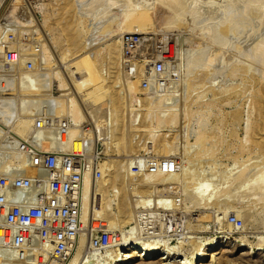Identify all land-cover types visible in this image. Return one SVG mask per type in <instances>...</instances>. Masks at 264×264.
<instances>
[{"label": "rangeland", "instance_id": "1", "mask_svg": "<svg viewBox=\"0 0 264 264\" xmlns=\"http://www.w3.org/2000/svg\"><path fill=\"white\" fill-rule=\"evenodd\" d=\"M81 1L0 0V46H6V48L15 50L20 54L22 61L24 60L23 67L28 61L34 62L35 66L34 71L30 74L21 70L23 75L20 73L21 77L18 78L0 74V137L11 131L16 138L21 140L26 138L30 129L28 126L32 123V116L36 115V111L39 114L42 109L46 108V111L50 110L47 111L48 113L51 112L50 115L61 116H58V113L49 107L50 105L48 101L45 102L46 100L41 102H44L43 108H40V103L38 110L32 109L34 112L29 114L31 110L28 106L39 95L46 94V97L52 98L68 92V95L74 97L79 86L83 89L95 90L96 95H99L96 89L100 86H109L110 90L104 92L107 98H105V109L109 110L110 113L116 110L119 121L114 123L112 127H108V129H113V132H111L112 140L107 146L106 140L103 139L104 130L100 119L91 114L90 108L85 107L84 111L88 115L85 122L89 121L95 124V142H91L87 149L88 151L93 150L94 144L97 143L95 151L99 154L101 164L111 162L114 159L117 162L115 166L112 165V172L117 177L112 180L110 186L108 185L109 199L111 198L112 202L109 206L113 208V210L109 208V211L114 213L118 207V197L114 196L115 193H113V186H116L120 189L119 197L132 211L131 226H134L135 231L138 228L139 238L137 241L140 245L138 250L141 251L151 245L158 248L154 261H137L131 264H187L198 246L201 245L202 250L205 247L207 249L211 246L208 244L212 242L214 249L223 248L224 250H216L219 254L214 258L205 260L202 264H264V250H257L261 245L264 246V191H262L263 193L260 192L259 188L264 183L260 182L264 176L257 173L258 168L256 167L264 164V159H262L264 157V82L260 83L255 79H249L245 72V66L252 62L246 58L255 56L253 48L261 38L264 25L260 24L258 28L253 25V18L249 17L246 19L247 21H243L240 6L238 5V9L236 6H234L235 8L230 6L232 0H188V6L194 1L197 7L192 8L189 14L187 12L184 15L181 14L179 16L181 22L179 21L174 27L167 25V20L163 15L164 9L155 6L148 12L144 25L138 24L130 29H123L125 19L121 16L122 10H117V6L120 7L126 0H119L118 3L115 0L113 3L110 1L112 4L109 2V5L105 4L109 0L107 2L100 0V4L95 3V5L93 3V6L88 5L91 4L92 0ZM95 2L97 1L95 0ZM114 3L116 4L113 5ZM125 5H122L121 9ZM111 13L113 14L111 15ZM117 15H120V18ZM79 17L85 19V26L79 24ZM223 24H228V27L220 33L218 45L222 46L220 52L223 51V48L225 51L220 55L218 54L217 61H214V65L212 64L214 67L211 66L209 72L200 74L192 82L189 77L186 78V60H189L195 52L202 49V46L208 50L215 47L211 36L205 34V28L218 29ZM110 44L117 45L121 52L114 64L110 63L111 56L108 53ZM97 51L99 52V59L95 57ZM190 51H193V54ZM40 55L42 56L40 57ZM45 55L49 57V64L42 61L45 59ZM224 56H229V58L236 56L238 58L232 64H226L223 61ZM238 59L240 60L238 61ZM159 62L166 65L167 72H157L162 74L160 76L158 74L159 77L154 75L152 78L154 81L150 86L151 68ZM3 65L4 63L0 61V69ZM148 67L150 68L148 69ZM41 69L44 71L42 72ZM135 69H139V76L135 75ZM257 70L254 72L257 73ZM104 71H107V75ZM233 71L236 72L233 73ZM25 74L27 75L24 76ZM35 75L38 79L34 78ZM38 75L41 76L38 77ZM148 75L149 77H147ZM23 76L24 78H22ZM51 77H54L53 83L50 82L49 85L45 86L44 83ZM19 78L23 80L20 79L21 82H19ZM60 78L68 85V89L64 91L56 89L55 86H57ZM33 79H35L34 86L37 81L36 87L39 90L28 88ZM40 81L42 82L40 83ZM25 82L30 84H25ZM1 84L3 85L1 86ZM50 85L52 86L50 87ZM233 85L237 89L232 88L233 90L229 91L225 89H229ZM23 88H28L27 91L34 92L24 94L27 91L22 93ZM260 88H263V95L258 94ZM18 89H21L19 94L21 96L22 93L21 97L18 95ZM37 91H41V94ZM35 92L38 93V96ZM32 94L36 97H33ZM157 94H160L159 98ZM26 95L29 97L27 98ZM154 95H156L155 98ZM17 96L20 97L18 103L15 100ZM23 97L28 101L27 103L25 100H21ZM175 97L179 98L175 100ZM148 98L154 99L152 112L158 110L155 111L154 116L161 109V104L157 103L160 100L169 98L176 104L178 103L177 105L174 103V105L176 108L179 107L177 108L181 114L179 122L157 130V133L166 135L168 138L178 135V142L172 143L174 142L172 139H168L167 142H149L150 122L146 120ZM19 103L23 107L22 110ZM22 103L25 104L26 108ZM254 103L257 105L254 106ZM46 104H48L47 107ZM126 104L127 106L130 105L128 107L130 109L127 108ZM187 106L189 107V118L185 119V114L182 111ZM257 107L259 110H256ZM40 109L41 111H39ZM22 112H25L27 118ZM20 113L23 115L20 116ZM62 117L66 116L62 115ZM1 118L4 124H2ZM11 118L12 120L8 122V119ZM5 125L10 129L5 128ZM247 126L251 128V141L246 149L240 150L239 146L245 137ZM3 129L5 132L7 130L4 134ZM202 129L208 137L201 143L203 145L200 146V151L195 155L193 153H196L195 151L200 145L195 143L196 138ZM169 142L176 146L175 150ZM214 144L216 145L215 150H211L213 152L211 153L209 148L211 145L213 147ZM136 156H138L141 166L143 162L144 167L148 168V172L147 170L133 171L131 165L135 162ZM166 161L174 162L176 168L174 172L178 176L174 179H168L170 181L164 183L147 184L146 174L150 170L157 169L158 165ZM235 163H237V167L241 165L250 166L242 184L232 180L236 171L229 175L231 169H234ZM140 164L138 165L140 166ZM190 165H194L191 170L193 174L196 170V175L200 180L196 177L198 179L196 182L188 181L185 185L187 179H184V166ZM93 174L91 172L92 176H94ZM98 183L100 186L103 185V179ZM200 183L202 185L204 183V191H202L203 186H198ZM208 198L210 200H207ZM146 199L147 201H145ZM98 202L99 194L94 193V205ZM152 210L153 215L151 214ZM136 216L137 226L135 225ZM158 217L160 219L158 224H162L163 228H165V224H168V219H172L173 229L170 233H162L159 237L151 238L150 232H154L151 228H153L154 221L157 222ZM128 230L130 227H122L117 231L121 234V232L125 233ZM158 232L160 231L158 230ZM81 237L86 239L84 248L86 249L89 245L88 238L81 234L77 246L74 248L75 253L81 246ZM162 240L165 243H162ZM131 243H135L134 240ZM131 243L127 249L123 248L122 253L124 255L133 254L131 252L133 244L131 245ZM85 249L84 251L87 250ZM166 250L169 252L171 250L169 260L159 261L162 256H168ZM74 251L71 257L75 254ZM97 259H103V257Z\"/></svg>", "mask_w": 264, "mask_h": 264}, {"label": "built area", "instance_id": "2", "mask_svg": "<svg viewBox=\"0 0 264 264\" xmlns=\"http://www.w3.org/2000/svg\"><path fill=\"white\" fill-rule=\"evenodd\" d=\"M0 61L4 62L0 74L11 78H18L21 70L35 69L32 61L22 68L21 55L6 46H0ZM155 69L164 72L166 65L159 62L151 71ZM73 125L70 118L54 117L43 109L34 116L25 139L15 141L11 133L0 138V264H65L81 234L90 237V257L123 241L118 231L101 222L82 220L84 175L90 170L100 178L101 161L98 152L87 150L95 142L94 124L89 121L82 124L76 140L82 149L76 151L72 144L65 148ZM167 162L150 171L160 166L165 170ZM138 164L136 156L134 172H148L143 162ZM159 222L158 217L151 238L172 232V219L165 228ZM135 235L139 237L138 232Z\"/></svg>", "mask_w": 264, "mask_h": 264}, {"label": "bare ground", "instance_id": "3", "mask_svg": "<svg viewBox=\"0 0 264 264\" xmlns=\"http://www.w3.org/2000/svg\"><path fill=\"white\" fill-rule=\"evenodd\" d=\"M77 1V0H76ZM81 1V0H80ZM97 2H95V0L93 1H91V4H88L89 6L90 5H92L93 3L95 4V3H97V5L98 4H100V2L102 1H100V0H96ZM114 2V0H109L108 1V3H105L106 5H109V2ZM123 1H125V0H123ZM231 1V0H230ZM82 2V1H81ZM99 2V3H98ZM104 2H107V0L106 1H104ZM110 2V3H111ZM115 2L116 3H118L119 2V0H115ZM187 2H188V0H126L125 1V3H126V5H125V3L124 4H122V5H125V7L123 8V9H121V6L122 5H120V7H119V5L117 6L118 8H117V10H122V12L121 11H119V12H121V16H123L124 17V28L123 29H130V28H132V27H134V26H136V25H138V24H145L144 23V21L146 20V17H147V15H148V12L153 8V7H155V6H160V7H162L163 9H164V13H163V15H164V18L167 20V25L169 26V27H174L175 25H177V23H179V21H180V15L181 14H185V12H187L188 14L192 11V8H196L197 7V5H195L196 4V2H192V4L190 5V3H189V6H188V4H187ZM229 2V1H228ZM232 3H230V6L232 5L233 6V8H235L234 6H236V8L237 7H239L240 8V11L242 10V14H241V16L243 17V21L244 20H246L248 17L249 18H253V25H255V26H259L260 27V24H263L264 25V0H232L231 1ZM77 3V2H76ZM111 3V4H112ZM116 3H114L113 5H115ZM121 3V2H120ZM123 3V2H122ZM78 4H79V2H78ZM93 4V5H94ZM81 5V4H80ZM92 5V6H93ZM96 5V4H95ZM239 5V6H238ZM77 6V5H76ZM89 6H87V7H89ZM108 7V6H107ZM111 7V6H110ZM116 7V6H115ZM84 8V7H83ZM238 9V8H237ZM82 10V9H81ZM111 10V9H110ZM114 10V9H113ZM112 10V11H113ZM111 11V12H112ZM115 11V10H114ZM237 11H239V10H237ZM237 11H235V12H237ZM239 11V12H240ZM81 13V12H80ZM116 14H119V13H117V12H115ZM210 13H212V12H210ZM238 13V12H237ZM113 13H111V15H112ZM188 14H186V15H188ZM213 14V13H212ZM235 14V13H234ZM239 14V13H238ZM182 15V16H183ZM82 16V15H81ZM118 16V15H117ZM116 16V17H117ZM189 16V15H188ZM187 16V17H188ZM238 16V15H237ZM240 16V17H241ZM185 17V16H184ZM115 18V17H114ZM118 18H120V15L118 16ZM180 18V19H179ZM237 18H239V16L237 17ZM236 17H235V19H237ZM116 19V18H115ZM241 19V18H240ZM257 19H258V21H257ZM241 21V20H240ZM247 21V20H246ZM251 21V20H250ZM78 22H79V24H82V25H84V22H85V19L84 18H81V17H79L78 18ZM104 22V21H103ZM181 22V21H180ZM236 22V21H235ZM238 22V21H237ZM98 23V22H97ZM123 23V22H122ZM239 23V22H238ZM237 23V25H239ZM243 23V22H242ZM250 23V22H249ZM102 24V23H101ZM229 24V23H228ZM227 24V25H228ZM251 24V23H250ZM250 24H249V26H250ZM227 25H225V24H223V25H221V27L220 28H205V30H206V33L205 34H208V35H210L211 36V38H212V42H214V44L213 45H215V47H212L211 49L209 48V50L208 49H206L205 47H203L202 46V49H200V50H198L197 52H195L191 57H190V59L189 60H186L187 61V63H186V71H187V76H186V78L187 77H189V79H191V81L193 82V80L197 77V76H200V74H205V73H207V72H209L210 71V69H211V66H213L214 65V61H217L216 59H217V57H218V54L220 55V53H222L223 51H225L224 50V48H223V51H221L220 52V49L222 48V46H219L218 44H219V40H218V37H219V35H220V33H222L223 32V29L224 28H226V27H228ZM263 25H261V26H263ZM85 26V25H84ZM235 26V25H234ZM237 27V26H236ZM240 27V26H239ZM258 27V28H259ZM248 28V27H247ZM218 30H220V31H218ZM236 30H237V28H236ZM247 30V29H246ZM260 30V29H259ZM90 31V30H89ZM115 31V30H114ZM226 31V30H225ZM242 31H243V29H242ZM253 31V30H252ZM257 31V30H256ZM262 31H263V33H261V35H260V31H259V35H260V37H259V35H258V37L260 38V40H259V42H257V44H255V47L253 48V52H254V55L255 56H253V57H248V58H246L248 61H252V62H250V64L249 65H246L245 67V72H246V76L249 78V79H255V80H257V81H259L260 83H263L264 82V30L262 29ZM109 34V33H108ZM112 34V33H111ZM204 34V35H205ZM107 36H109V35H107ZM111 36V35H110ZM244 36V35H243ZM257 37V38H258ZM256 38V39H257ZM106 39V38H105ZM255 39V40H256ZM245 40V39H244ZM258 41V40H257ZM116 44V43H115ZM114 44V45H115ZM113 44H110L109 46H108V49H109V51H108V53H109V55L111 56V60H110V63L111 64H114V61L116 60V58L117 57H119V55H120V50L117 48V45H115L114 46ZM244 45V44H243ZM208 47H210V46H208ZM250 47V46H249ZM201 48V47H200ZM240 50H241V48H240ZM251 51V50H250ZM23 52V51H22ZM31 52V51H30ZM236 52V51H235ZM26 54V53H25ZM31 54V53H30ZM224 54V53H223ZM222 54V55H223ZM231 54H233V53H231ZM238 54V53H237ZM33 55H34V53H33ZM42 55H40V57H41ZM45 57V59L44 58H42V59H44V60H42V61H45V63H47V64H49L50 63V60H49V57L47 56V55H45L44 56ZM95 57H96V59H99V52L97 51V53L95 54ZM98 57V58H97ZM122 57V56H121ZM223 57V56H222ZM225 57V56H224ZM234 57V56H233ZM232 57V58H233ZM244 57V56H243ZM247 57V56H246ZM23 58V57H22ZM232 58H229V56L228 57H225V58H223V61L227 64V63H229V64H232V62L233 61H237V58H236V56L234 57V58H236V59H234L233 58V60H231ZM240 58V57H239ZM241 59V58H240ZM240 59H238V61L240 60ZM254 60V61H253ZM24 61V60H23ZM94 61V60H93ZM2 62V61H1ZM39 62V61H38ZM223 62V63H224ZM2 63H4V62H2ZM38 64H41V63H38ZM213 64V65H212ZM244 64V63H243ZM45 65V64H44ZM117 65V64H116ZM253 65H254V67H253ZM23 67V66H22ZM42 67H43V65H42ZM153 67V66H152ZM214 67V66H213ZM44 68V67H43ZM150 67H148V69H149ZM45 69V68H44ZM44 69L42 70V72L44 71ZM152 69V68H151ZM256 69H258L257 71L259 72H254V71H256ZM46 70V69H45ZM139 70V69H138ZM138 70H134V71H136L135 72V75H137V76H139L140 75V71H138ZM47 71H48V69H47ZM46 71V72H47ZM124 71V70H123ZM138 71V72H137ZM41 72V71H40ZM105 72V71H104ZM126 72V71H125ZM128 72V71H127ZM149 72V71H148ZM167 72V71H166ZM234 72H236V71H233V73ZM21 73V72H20ZM106 73V75H107V71L105 72ZM151 73V76L149 77V75L147 76V77H149L150 78V86L152 85V82L154 81V80H152V78L154 77V75L155 76H158V74L160 73H157V71H156V69H155V71H152V72H150ZM232 73V74H233ZM22 74V73H21ZM28 74H30V73H28ZM41 75L43 74V73H40ZM46 74V73H45ZM130 74V73H129ZM134 74V73H133ZM146 74V73H145ZM162 74V73H161ZM161 74H159V76L161 75ZM236 74V73H235ZM23 75V74H22ZM27 74H25L24 76H26ZM41 75H38V77L39 76H41ZM132 75V74H131ZM168 75V74H167ZM166 75V76H167ZM4 76V75H3ZM24 76L22 77V78H24ZM51 76V75H50ZM158 76V77H159ZM6 77H9V76H6ZM20 77H21V75H20ZM28 77V76H27ZM31 77H33V76H31ZM30 77V78H31ZM45 77V76H44ZM47 77H49V76H47ZM158 77H157V79H158ZM165 77V76H164ZM168 77V76H167ZM34 78L35 79H38L37 77H36V75L34 76ZM185 78V79H186ZM247 78V79H248ZM21 78H19V80H20ZM27 79V78H26ZM29 79V78H28ZM32 79V78H31ZM35 79H33V81H31L32 83L34 82V80ZM42 79V78H41ZM47 79V78H46ZM46 79H43L44 81L46 80ZM54 79V77H51V78H49V79H47L46 80V83H44L45 84V86L49 83L50 84V82H52V80ZM173 79V78H172ZM21 80H23V79H21ZM21 80L19 81V82H21ZM40 80V79H39ZM42 80V81H43ZM42 81H40V83L42 82ZM189 81V80H188ZM4 82V81H3ZM3 82H1V83H3ZM24 82V81H23ZM37 82V81H36ZM36 82H35V86H34V83L32 84H30V83H27V82H25V84H30V86L28 87L30 90H39V89H37V87H36ZM156 82V81H155ZM154 82V83H155ZM172 82V81H171ZM176 82V81H175ZM53 83V82H52ZM58 84H57V86H55L56 87V89L57 90H60V91H64V90H66V89H68V85L65 83V81L63 80V79H59V81L57 82ZM188 83V82H187ZM22 84H24V83H22ZM24 84V85H25ZM39 84V83H38ZM48 84V85H49ZM170 84V83H169ZM171 84H173V83H171ZM3 84H1V86H2ZM23 85V86H24ZM41 85H43V84H41ZM166 85V84H165ZM179 85V84H178ZM183 85V84H182ZM188 85V84H187ZM22 86V87H23ZM28 86V85H27ZM52 85H50V87H51ZM20 87H21V85H20ZM42 87V86H41ZM149 87V86H148ZM171 87H173V86H171ZM183 87V86H182ZM28 88L27 89H24V90H21V89H18L19 90V93H18V95L20 94V90H21V92L23 93V91H27L28 90ZM154 88V87H153ZM169 88H170V86H169ZM188 88V87H187ZM232 88H236V87H234V85L233 86H231V88H229V89H227V88H225L227 91H229V90H231ZM41 89V88H40ZM45 89V88H44ZM43 89V90H44ZM150 89V88H149ZM159 89V88H158ZM171 89V88H170ZM174 89V88H173ZM172 89V90H173ZM178 89V88H177ZM237 89V88H236ZM27 91L26 93H24V94H28V92L30 93L31 91ZM45 90H47V89H45ZM44 90V91H45ZM48 90H49V88H48ZM97 91H98V93L97 94H99V95H96V91L95 90H87V89H83V87H81V86H79V90H78V92L77 93H75V96L73 97V96H70V95H68L69 93L68 92H65V93H62L60 96H57V97H52V98H49V97H46L45 95L46 94H43V96L42 95H39L38 96V93L39 94H41L40 92L41 91H37V92H35V93H37V96L38 97H36L34 94H32V95H34L33 97H36V99H35V101H33V102H31L30 103V105L28 106V108H30V110H31V112H29V111H27V112H29V114H31L32 112H34L33 110H38V106H40V103L42 102V100L44 101V100H46L45 102L47 103V101H48V104L50 105L49 107L54 111V112H57L58 113V116L59 115H61L60 117H62V115H65L66 117H68V118H70L71 120H72V122H73V126H72V128H71V133H70V142L69 143H66L65 144V148H69V146L72 144L73 145V148L76 150V151H79L80 149H81V143L79 144L76 140H77V138L81 135V133H82V131H81V126H82V124L85 122V120L86 119H88V115L85 113V111H84V108L85 107H87V108H90L91 109V114H93V115H95V117H97V118H99L100 119V121H101V125H103V130H104V133H103V139L104 140H106V144H107V146L109 145V141H111L112 140V136H111V132H113V129L111 130V129H108V127H112L113 125H114V123H117L118 121H119V116H118V114L116 113V110H113L111 113H110V111L109 110H106L105 108V101H106V95H105V93L108 91V90H110V87L109 86H104V87H102V86H100L98 89H96ZM169 90V89H168ZM233 90V89H232ZM167 91V90H166ZM179 91V90H178ZM257 91V90H256ZM255 91V92H256ZM262 91H263V88H260L259 90H258V94L259 95H263V93H262ZM8 92V91H7ZM32 92H34V91H32ZM31 92V93H32ZM105 92V93H104ZM161 92V91H160ZM9 93V92H8ZM22 93H21V96H22ZM153 93V92H152ZM176 93H177V91H176ZM182 93V92H181ZM23 94V95H24ZM148 94V93H147ZM151 94V93H150ZM171 94V93H170ZM169 94V95H170ZM175 94V93H174ZM178 94V93H177ZM5 95H7V96H10V95H8V94H5ZM158 96V98L160 97L159 95L160 94H157ZM176 95V94H175ZM179 95V94H178ZM183 95V94H182ZM257 95V94H256ZM258 95V96H259ZM20 96V95H19ZM20 96V97H21ZM50 96V95H49ZM148 96V95H147ZM153 96V95H152ZM151 96V97H152ZM155 96L156 95H154V98H155ZM168 96V95H167ZM167 96H166V98H167ZM20 97H18L17 96V99L15 98V100H17L16 102L18 103V99L20 98ZM25 97V96H24ZM24 97L23 98H21V100L23 99V100H25L26 101V99H24ZM26 97H27V95H26ZM29 97V96H28ZM27 97V98H28ZM31 97V96H30ZM51 97V96H50ZM150 97V96H149ZM170 97H171V95H170ZM176 97H177V95H176ZM175 97V98H176ZM49 98V99H48ZM102 98H106L105 100L104 99H102ZM157 98V99H158ZM179 98V97H178ZM178 98H176L175 100H177ZM5 99V98H4ZM8 100H9V98H7ZM6 99V100H7ZM30 99V98H29ZM41 99V100H40ZM156 99V100H157ZM160 99H162V98H160ZM22 100V101H23ZM148 101V105H147V108H148V113H147V118H146V120H148L149 122H150V128H149V134H148V139H149V142L150 143H158V142H167V141H169V140H174V142H172V143H176V141L178 140V135H174L173 137H167L166 135L164 136V135H160L159 133H157V130H161V129H163L164 127H168V125H175V124H177L178 122H179V119H180V116H181V114L179 113V109H177V108H179V107H177L176 108V106L174 105V101L172 100V99H162V100H160V102H157V103H159V104H161V109H160V111L158 112V113H156L157 115L156 116H154V113H155V111L157 110H155L154 112H152V110H154L153 108V104H154V99H152V98H148L147 99ZM155 100V101H156ZM11 102V101H10ZM28 101H26V103H27ZM44 103V102H43ZM43 103H41V106H40V108L42 107V104ZM20 104V103H19ZM29 104V103H28ZM48 104H46V107H47V105ZM176 104V103H175ZM178 104V103H177ZM176 104V105H177ZM22 105H23V103H22ZM25 105V104H24ZM23 105V106H24ZM27 105V104H26ZM257 105V103H254V106H256ZM17 106H19V105H17ZM20 106H21V104H20ZM126 106H127V104H126ZM160 106V105H159ZM262 106V105H261ZM25 107V106H24ZM48 107V108H49ZM128 107H130V105H128L127 106V108ZM156 107V106H155ZM26 108V107H25ZM43 108V107H42ZM157 108V107H156ZM188 106L187 107H185V108H183V113L185 114V116H184V118L185 119H188L189 118V112H188ZM4 109V108H3ZM21 110L23 109V107L21 106V108H20ZM33 109V110H32ZM46 109V108H45ZM128 109H130V108H128ZM17 110H18V108H17ZM16 110V111H17ZM20 110V111H21ZM29 110V109H28ZM43 110V109H42ZM49 110V109H48ZM47 110V111H48ZM101 110V111H100ZM133 109L131 108V111H132ZM256 110H259L258 109V107L256 108ZM255 110V111H256ZM39 111H41V109L39 110ZM50 111V110H49ZM114 111H115V113H114ZM131 111H129V112H131ZM158 111V110H157ZM156 111V112H157ZM8 113V112H7ZM12 113V112H11ZM22 113H24V116L26 117V115H25V112H22ZM22 113H20V116L21 115H23ZM38 113V111H36V114ZM50 114H51V112H49ZM13 114H14V112H13ZM13 114H11V115H13ZM15 114H17V113H15ZM28 114V113H27ZM33 114H35V113H33ZM28 117H29V115H27ZM5 117V116H4ZM11 117V116H10ZM14 118H15V116H13ZM54 117H57V115L56 116H54ZM154 117V118H153ZM27 118V117H26ZM30 118V117H29ZM33 118H34V115L32 116V121H33ZM63 118V117H62ZM153 118V119H152ZM1 120H2V118H1ZM9 120H12V118L11 119H8V122H9ZM31 120V119H30ZM5 121V120H4ZM13 121H14V119H13ZM2 122H3V120H2ZM25 122V121H24ZM24 122H23V124H24ZM27 122H29L28 120H27ZM10 123H11V121H10ZM22 123V122H21ZM248 123H249V121H248ZM2 124H4V122L2 123ZM12 124V123H11ZM29 124H30V122H29ZM6 125L8 126V124L6 123ZM5 125V128L7 127ZM27 125H28V123H27ZM26 125V126H27ZM31 125H32V123L28 126V127H30V129H31ZM12 126V125H11ZM25 126V127H26ZM94 126H95V124H94ZM21 127V126H20ZM23 127V126H22ZM8 129H10V127H7ZM27 128V127H26ZM107 128V129H106ZM205 128V127H204ZM28 129V128H27ZM26 129V130H27ZM30 129H29V131H30ZM106 129V130H105ZM246 133H245V137H244V139L242 140V143H241V145L239 146V149L240 150H244V149H246V147L248 146V144H249V142L251 141V128H250V126H247L246 128ZM4 130V129H3ZM25 130V129H24ZM10 131V130H9ZM28 131V132H29ZM95 131V130H94ZM6 132H7V130H6ZM5 132V130L3 131V134L4 133H6ZM1 133V132H0ZM11 133V131L10 132H8V133H6L5 134V136L7 135V134H10ZM13 136H14V134L13 133H11ZM2 136V135H1ZM5 136H3V137H5ZM15 137V136H14ZM206 137H208V135L207 134H205L204 133V131H203V129L198 133V135H197V138H196V144H200V145H198V148L196 149V153H193V154H198V152L200 151V146L201 145H203V144H201L203 141H205V139H206ZM212 137V136H211ZM0 138H2V137H0ZM15 139H17V140H15V141H20L21 139H19V138H16L15 137ZM23 139H25V138H23ZM22 139V140H23ZM169 139V140H168ZM208 139V138H207ZM74 141H76V142H74ZM99 141V140H98ZM97 141V142H98ZM187 141V140H186ZM178 142V141H177ZM213 142V141H212ZM89 144H91V143H89ZM88 144V145H89ZM103 144V143H102ZM169 144H170V146H172V148L175 150V148H176V146H173V144L171 145V142H169ZM213 144V143H212ZM96 145H97V143H96ZM96 145L94 144V146H93V150H95L96 149ZM187 146V145H186ZM210 146V145H209ZM208 146V147H209ZM215 144L213 145V147H212V145H211V148H209V150L211 151V150H215ZM83 147V146H82ZM197 147V146H196ZM88 148V147H87ZM193 149V148H192ZM88 150V149H87ZM89 150H90V148H89ZM93 150H91V151H93ZM109 150V149H108ZM194 150V149H193ZM90 151V152H91ZM89 152V151H88ZM186 152V151H185ZM190 153V152H189ZM211 153H213L212 151H211ZM103 154L105 155V153H104V151H103ZM107 155V154H106ZM263 155V154H262ZM118 156H120V155H118ZM117 156V157H118ZM110 158H111V156H110ZM109 158V159H110ZM189 158H191V155H189ZM236 158V157H235ZM105 159V158H104ZM262 159H264V157H262ZM110 160H112V159H110ZM195 160V159H194ZM199 161V160H198ZM264 161V160H263ZM103 162V161H102ZM190 162V161H189ZM200 162H201V159H200ZM108 163H110V164H108ZM116 160L114 159V160H112L111 162H105L104 164H101V167H99V170L101 171V173H102V176L100 177V178H97L96 180H95V174H96V172L94 171L93 173V175L94 176H92L91 175V172L92 171H90L89 172V170L87 171V173L85 172V176H84V183H83V195H82V220L85 222V223H90L91 224V222H93V221H95V222H101L102 224H104L105 225V228H108L109 230H113V231H117V230H120L122 227H130V230H128V231H126L125 233L124 232H121V235H122V239H123V241L122 242H120V243H117L118 244V246L116 247V248H112V249H109V250H106L105 252H101L100 254H95V255H92V257H93V259L95 258V260H93L92 259V257H90V256H88V248H89V245L87 246V250L84 248V245H85V241H86V239L84 240V238L83 237H81V242H80V248L78 249V251H77V253H75V251H74V249H73V251H74V253L75 254H73V256L71 257V255H72V253H73V251H72V253H71V255H70V257H71V259H70V257H69V262H68V260L66 261L67 263L66 264H131V263H133V262H137V261H143V262H149V261H154V259H156V252L158 251V248H155L154 247V245H151V246H149V247H147V248H144L143 250H141V251H139L138 250V248H139V241H137L138 239L137 238H139V237H136V232H138V228H137V230L135 231L134 230V226H131L132 225V222H131V220H132V211L131 210H129L128 209V207H127V205L125 204V202H123L122 201V198L121 197H119V194H120V189L118 188V187H116V186H113L114 187V190H113V193H115V195L114 196H117L118 197V207H116L117 208V210H116V212H114V213H111L109 210L110 209H112L113 210V208H110V206H109V204L110 203H112L111 202V198L109 199V187H108V185L110 186L111 184L110 183H112V180H114L116 177H117V175H114V172H112V165H116ZM174 164V162H171V161H169V162H167V166H166V168H165V170H164V166H160L159 167V169H158V171H149V173H147L146 175V182H147V184H152V183H155V184H160V183H164L165 181H170V180H168V179H174L175 177H177L178 176V174L176 173V172H174V171H176V168L174 169V170H172L169 166H175V164L174 165H171V164ZM194 163V162H193ZM202 163V162H201ZM264 163V162H263ZM263 163H261V164H263ZM237 163H235V167H234V169L232 170L231 169V173H229V175H231L233 172H235L236 171V173H235V175H234V177L232 178V180L234 181V182H239V184H242V182L244 181V179H245V177L247 176V171L249 170L248 168L250 167L249 165H241V166H239V167H237V165H236ZM260 164V163H259ZM252 165H253V163H252ZM264 165V164H263ZM263 165H257L256 167L258 168L257 169V173L258 174H262L263 176H264V167H263ZM113 166V167H114ZM194 166V165H193ZM193 166H184V179L186 178L187 179V181H185L186 182V184L185 185H187V182L189 181V182H193L194 183V181L196 182L198 179L196 178V177H198L196 174H197V172H196V170H195V174H193V171L191 170L192 169V167ZM190 168V169H189ZM125 169H127V168H125ZM130 169V168H129ZM194 169V168H193ZM253 170H254V168H252ZM111 171V172H110ZM127 171V170H126ZM169 171V173H167ZM252 172V171H251ZM112 173V174H111ZM250 175V174H249ZM262 176V177H263ZM203 177V176H202ZM199 178V177H198ZM103 179V185H98L99 183H98V181H100V180H102ZM185 179V180H186ZM203 179V178H202ZM176 180V179H175ZM199 180H200V178H199ZM247 180V179H246ZM249 180V179H248ZM172 182V181H171ZM260 182H264V177L263 178H261V180H260ZM168 183V182H167ZM244 183V182H243ZM169 185V184H168ZM194 185V184H193ZM199 187L200 186H203L204 187V183H203V185L200 183V185H198ZM260 186V185H259ZM197 187V186H196ZM202 188V187H201ZM260 188V192H262V191H264V183H262V185L259 187ZM196 189V188H195ZM198 189H200V188H198ZM203 189V188H202ZM257 189V188H256ZM167 190V189H166ZM205 190V187H204V189L202 190V191H204ZM258 190V189H257ZM201 191V192H202ZM197 192V191H196ZM259 192V191H258ZM94 193H96V194H99V202H98V204H96V205H94V203H93V199H94ZM107 193H108V195H107ZM204 193V192H203ZM263 193V192H262ZM117 194V195H116ZM198 194H201V193H199L198 192ZM197 194V195H198ZM260 195H262V194H260ZM108 196V197H107ZM112 196V195H111ZM206 196V195H205ZM204 196V197H205ZM113 198V197H112ZM144 200V199H143ZM207 200H210L209 198L207 199ZM114 201V200H113ZM145 201H147V199L145 200ZM117 203V202H116ZM170 204V203H169ZM114 205V204H113ZM115 205H117V204H115ZM138 206H139V204H138ZM190 206V205H189ZM191 207V206H190ZM110 208V209H109ZM186 209V208H185ZM190 210V209H189ZM204 210V209H203ZM139 213V212H138ZM137 213V214H138ZM151 214L153 215V210H152V212H151ZM135 225L137 226V216H136V218H135ZM124 229V228H123ZM136 229V228H135ZM86 238H88L87 240H89V243L88 244H90V237L88 236V237H86ZM78 239L79 238H77L76 239V246H77V242H78ZM133 240H134V242L135 243H131V242H133ZM136 240V241H135ZM212 242V241H211ZM131 243V245L133 244V246H132V253L133 254H131V255H128V254H126V255H124V253H122V250H123V248L125 247L126 249L128 248L127 246H129V244ZM153 244H155V243H153ZM208 244V243H207ZM159 245V244H158ZM208 245H211V246H209V248H207L206 249V247L202 250L201 249V245L200 246H198L197 248H196V250H194L193 251V255H192V258H191V260L187 263V264H202L205 260H209L210 258H214L217 254H219L218 253V251H216V250H220V251H223L224 249L222 248V249H214L213 248V246H214V243L212 242V243H209ZM75 246V247H76ZM146 246V245H145ZM74 247V248H75ZM84 249L86 250V251H84ZM162 249H164V248H162ZM167 249H168V247H167ZM170 249V248H169ZM116 250V251H115ZM129 250V249H128ZM165 250V249H164ZM172 250V249H171ZM171 250H170V252L168 251V250H166L168 253H167V257H164V256H162L161 257V259H159V261H167V260H169V258H170V256H171ZM258 251H260V250H264V246L263 245H261V247H259L258 249H257ZM113 252V251H115L114 253H110V252ZM180 252V251H179ZM178 252V253H179ZM165 253V252H164ZM174 253V252H173ZM166 254V253H165ZM104 255V256H103ZM164 255V254H163ZM174 255H175V253H174ZM103 257V259H97V258H102ZM174 257V256H173ZM186 264V263H185Z\"/></svg>", "mask_w": 264, "mask_h": 264}]
</instances>
